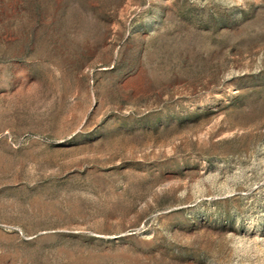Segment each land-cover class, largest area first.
Returning <instances> with one entry per match:
<instances>
[{
	"label": "rangeland",
	"instance_id": "obj_1",
	"mask_svg": "<svg viewBox=\"0 0 264 264\" xmlns=\"http://www.w3.org/2000/svg\"><path fill=\"white\" fill-rule=\"evenodd\" d=\"M0 264H264V0H0Z\"/></svg>",
	"mask_w": 264,
	"mask_h": 264
}]
</instances>
